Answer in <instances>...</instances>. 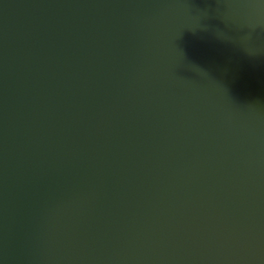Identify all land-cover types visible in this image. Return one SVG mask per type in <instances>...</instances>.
Masks as SVG:
<instances>
[{"label":"water","instance_id":"1","mask_svg":"<svg viewBox=\"0 0 264 264\" xmlns=\"http://www.w3.org/2000/svg\"><path fill=\"white\" fill-rule=\"evenodd\" d=\"M0 264H264V0H0Z\"/></svg>","mask_w":264,"mask_h":264}]
</instances>
